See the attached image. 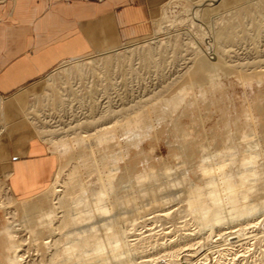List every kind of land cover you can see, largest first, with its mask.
Masks as SVG:
<instances>
[{
	"label": "rangeland",
	"instance_id": "obj_1",
	"mask_svg": "<svg viewBox=\"0 0 264 264\" xmlns=\"http://www.w3.org/2000/svg\"><path fill=\"white\" fill-rule=\"evenodd\" d=\"M243 2L253 3L247 13L237 10ZM151 3V32L1 95L21 97L19 115L0 116V264L18 256L20 264H264L259 2ZM102 56L108 68L62 71ZM218 81L229 85L220 97ZM37 139L58 166L46 189L20 199L9 185L11 158ZM132 164L138 174L120 179ZM217 184L231 195L220 199ZM4 237L12 240L3 249Z\"/></svg>",
	"mask_w": 264,
	"mask_h": 264
},
{
	"label": "crops",
	"instance_id": "obj_2",
	"mask_svg": "<svg viewBox=\"0 0 264 264\" xmlns=\"http://www.w3.org/2000/svg\"><path fill=\"white\" fill-rule=\"evenodd\" d=\"M152 7L151 0H0V97H12L67 61L146 35ZM38 140L11 158L9 185L17 198L38 195L56 172V157Z\"/></svg>",
	"mask_w": 264,
	"mask_h": 264
},
{
	"label": "bare ground",
	"instance_id": "obj_3",
	"mask_svg": "<svg viewBox=\"0 0 264 264\" xmlns=\"http://www.w3.org/2000/svg\"><path fill=\"white\" fill-rule=\"evenodd\" d=\"M181 1H183V0H181ZM188 2V1H187ZM258 2H259V8H261L260 9V13L261 14H263L264 15V0H258ZM188 4H189V2H188ZM211 4V3H210ZM250 5H253V3H251V4H249L248 2H243V3H241L240 5H239V7H238V11L240 12V13H247V11H248V8H250ZM192 7V6H191ZM193 12H194V16H195V18L197 17V14H198V11H197V8H195L194 10H193ZM252 12V11H251ZM260 14V15H261ZM237 18V17H236ZM264 18V17H263ZM229 28V27H228ZM109 58V56H106V57H104V56H102V57H97V58H94V59H90L89 61H78L77 63H73V65L71 64V65H68V64H65V65H63V67H62V71L63 72H65V73H68V74H70V73H72V74H77V73H81V74H83V73H85L87 70H89V67H91V66H88L89 64H90V62H92V64L94 63L96 66H100V65H102L103 63H104V68H108V66L111 64V61L108 59ZM212 75H215V74H212ZM57 78H61V77H57ZM192 78V77H191ZM188 79H190V78H188ZM56 81V78H52L51 80H50V82L52 83V82H55ZM187 81V80H186ZM185 81V82H186ZM185 82L183 83L184 85H185ZM42 84V83H41ZM41 84H38L37 86H39V85H41ZM65 85V84H64ZM187 85V84H186ZM215 85V84H214ZM227 85H228V83H226V82H224V81H218V82H216V88H217V90H218V93H217V96H221V95H223L224 93H226V87H227ZM229 86V85H228ZM180 88V87H179ZM178 88V89H179ZM48 91V90H47ZM38 92V91H37ZM49 92H51V91H49ZM49 92H47V93H49ZM20 96V95H19ZM19 96H16V97H13V98H11V99H9L7 102H3L2 101V99H0V116L5 112V113H7V114H12V115H15V116H17V115H19V114H15V112H14V110H16V109H19L18 111H19V113H20V108H19V98L21 97H19ZM171 99H169V100H164V104H168L169 102H171L170 101ZM171 104V103H170ZM60 107H62V105L60 106ZM64 107V106H63ZM139 111V110H138ZM17 112V111H16ZM40 112V111H39ZM20 115H22V114H20ZM168 116V115H167ZM19 117V116H18ZM20 118V117H19ZM29 118V117H28ZM21 119V118H20ZM19 119V120H20ZM24 119V118H23ZM25 120H26V118H25ZM24 120V121H25ZM4 121V120H3ZM1 123V122H0ZM4 123V122H3ZM133 125V124H132ZM118 131V130H117ZM122 131V130H121ZM234 131V130H233ZM51 133H53V132H51ZM114 133V132H113ZM232 133V132H231ZM155 134V133H154ZM158 134V133H157ZM234 134V133H233ZM232 134V135H233ZM71 144V143H70ZM65 147V146H64ZM240 151V150H239ZM67 153V152H66ZM92 166V165H91ZM127 166V165H126ZM100 167V166H99ZM95 168V167H94ZM211 169V168H210ZM213 169V168H212ZM216 169H218V168H216ZM216 169H214L213 171H211V172H209L211 175H215V173L217 172V170ZM223 169V168H222ZM76 170H77V168H76ZM92 170V169H91ZM139 167H138V164H132V165H129V166H127L123 171H122V175H121V178L120 179H132V178H134L135 177V175H137L138 174V172H139ZM142 170H144V169H142ZM94 171V170H93ZM92 171V172H93ZM76 171H74L73 173H72V175L70 176V181L67 183V184H72L76 179L75 178H77V177H79L80 175L79 174H76L75 173ZM80 172H82V171H80ZM84 174V173H83ZM82 174V175H83ZM92 174V173H91ZM217 174V173H216ZM81 175V176H82ZM83 176H86L85 174L83 175ZM242 177V176H241ZM244 177V176H243ZM84 178V177H83ZM86 178V177H85ZM84 178V179H85ZM81 179H82V177H81ZM242 179V178H241ZM110 180L111 179H108L107 178V180H106V186L107 187H109L110 185H109V182H110ZM243 180V179H242ZM80 181V180H79ZM79 181H77V182H79ZM81 182H82V180H81ZM145 182V181H144ZM76 183V182H75ZM139 183V182H138ZM143 183V182H142ZM78 184H80V182L78 183ZM214 184V183H213ZM77 185V184H76ZM174 185V184H173ZM218 186H217V189H219V192H221V193H223L222 195L221 194H219V195H221L219 198L220 199H226L227 197H229L230 195H231V193L230 192H232V190H230V192H228L227 190H221V188H220V185L219 184H217ZM70 186H73V185H70ZM106 186H105V188H106ZM214 186V185H213ZM215 186H216V184H215ZM222 186V185H221ZM76 187V186H75ZM173 187V186H172ZM223 187V186H222ZM73 188V187H72ZM71 187H70V190L72 189ZM74 189V188H73ZM76 189V188H75ZM228 189V188H227ZM216 190V189H215ZM229 190V189H228ZM108 192V191H107ZM72 193H73V191H72ZM107 195V194H106ZM101 198H104V197H101ZM216 200H218L217 198H216ZM228 200V199H227ZM227 200H226V202H227ZM82 201V200H81ZM222 202H223V200H222ZM224 202H225V200H224ZM218 203V202H217ZM1 208V207H0ZM22 208H23V210H28V211H31V210H33V207H32V205H30V204H27V203H24L23 205H22ZM227 208V207H226ZM100 209V208H99ZM101 210H103V208H101ZM104 211V210H103ZM105 211H107V210H105ZM99 212V211H98ZM100 212H102V211H100ZM103 213V212H102ZM53 214V213H52ZM164 214V213H163ZM166 216V215H165ZM168 216V215H167ZM126 218V217H125ZM124 218V222H125V220H127L128 218H126L125 219ZM130 218H132V217H130ZM129 218V219H130ZM134 218V217H133ZM132 218V219H133ZM123 219V218H122ZM128 219V220H129ZM121 220V219H120ZM121 221H123V220H121ZM120 221V222H121ZM253 222V221H252ZM123 223V222H122ZM258 223V222H257ZM256 223V224H257ZM253 224V223H252ZM255 224V223H254ZM1 226V225H0ZM246 226V225H245ZM244 226V227H245ZM251 226H253V225H251ZM246 227H248V226H246ZM245 227V228H246ZM245 228H243V229H245ZM249 228V227H248ZM247 229V228H246ZM245 229V230H246ZM4 230H5V225L3 224V226L0 228V236H3V233H4ZM234 230V229H233ZM240 230H241V228H240ZM240 230H239V232H240ZM247 231V230H246ZM251 232V231H250ZM245 234V233H244ZM101 235V234H100ZM99 235V236H100ZM190 236V235H189ZM102 239V238H101ZM100 239V240H101ZM11 240H12V238L11 239H6V237H4V239H2L1 241V243H2V247H3V249L5 248V247H7V245L8 244H10L11 243ZM198 241V240H197ZM169 245V244H168ZM177 245V244H176ZM196 245H198V244H196ZM9 246V245H8ZM113 246V245H112ZM130 247V246H129ZM163 247V246H162ZM174 247V246H173ZM181 247V246H180ZM172 248V247H171ZM185 248V247H184ZM183 248V249H184ZM175 249H176V247H175ZM182 249V248H181ZM190 249V248H189ZM1 251V250H0ZM170 251V250H169ZM176 251V250H175ZM178 252V251H177ZM181 252V251H180ZM0 253H2V252H0ZM168 253V252H167ZM2 254H4V256H5V253L3 252ZM166 254V253H165ZM170 254V253H169ZM168 254V255H169ZM172 254H173V251H172ZM174 254H176L175 252H174ZM173 254V255H174ZM164 255V254H163ZM179 254H177V256H178ZM165 256V255H164ZM163 256V257H164ZM23 257V256H22ZM162 257V259H165V258H163ZM168 257V256H167ZM166 257V258H167ZM170 257H172V255L170 256ZM179 257V256H178ZM161 258V257H160ZM159 258V259H160ZM173 258V257H172ZM171 258V259H172ZM176 258V257H175ZM147 260V259H146ZM149 260H151V259H149ZM148 260V261H149ZM153 260V259H152ZM156 260V259H155ZM155 260H153V262L155 261ZM21 261H22V259H21V256H18L17 257V262L16 263H21ZM4 262H5V260H4ZM3 263V262H2ZM146 263V262H145ZM148 263H151V262H148ZM155 263V262H154ZM5 264V263H4Z\"/></svg>",
	"mask_w": 264,
	"mask_h": 264
}]
</instances>
